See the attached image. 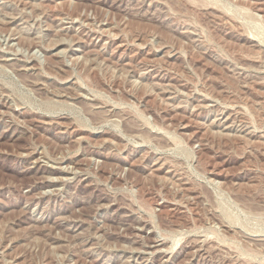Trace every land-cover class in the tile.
I'll list each match as a JSON object with an SVG mask.
<instances>
[{
    "label": "rangeland",
    "instance_id": "1",
    "mask_svg": "<svg viewBox=\"0 0 264 264\" xmlns=\"http://www.w3.org/2000/svg\"><path fill=\"white\" fill-rule=\"evenodd\" d=\"M0 264H264V0H0Z\"/></svg>",
    "mask_w": 264,
    "mask_h": 264
}]
</instances>
